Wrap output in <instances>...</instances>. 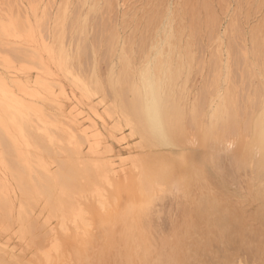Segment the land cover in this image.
<instances>
[{
	"label": "bare ground",
	"instance_id": "6f19581e",
	"mask_svg": "<svg viewBox=\"0 0 264 264\" xmlns=\"http://www.w3.org/2000/svg\"><path fill=\"white\" fill-rule=\"evenodd\" d=\"M211 1L149 0V3L147 0L149 7L144 9L130 39L124 38L118 26L103 18L94 23V34L89 35L93 22L75 11L76 14L69 15L73 29L69 35L71 48L61 45L55 59L63 71L74 75L77 85L83 88L92 86L99 92L107 88L125 112V118L139 128L137 130L147 137L150 145L182 146L187 142L184 135L190 125L199 123L195 124L204 103H201L200 99L204 100L201 95L206 90L204 87L201 98L185 112L186 106L182 103L184 90H177L178 79L184 72L183 67L187 66V61L186 64L182 61L189 60L194 54L191 42L183 41L174 19L180 13L178 8L188 7L184 9L193 17L188 26L191 34L203 25L213 31L215 21ZM246 2L264 7V0ZM102 9L97 2L89 8L93 14ZM59 12L57 24H61V28L55 29L53 36L62 44L66 36L64 21L68 17L65 9L60 8ZM180 17L183 18L182 13ZM25 25L18 21L0 22L1 35L18 37L23 34L31 40V26ZM251 41L254 55H264V21L252 30ZM98 45L106 46L105 57L118 54L121 58L119 75L115 80H105L103 85L94 71L89 75L86 73L87 67L81 61L89 60L95 69V60H92ZM24 48L14 45V49H10L11 57L18 62L33 58L42 65L38 53ZM47 50L51 56L54 54L51 48ZM238 50L234 47L233 55L245 54ZM129 55H150L137 68L136 77L132 75L135 66L132 67ZM4 60L11 61L8 57ZM10 75L0 72V146L3 149L0 159L9 165V173L29 201H23L26 205L17 204L7 195L5 184L0 182V223L7 217L15 221L23 235L28 237L30 247L15 250L8 242L0 241L4 249L0 264H264V215L260 225L254 227L249 219L253 212L249 213L251 217L248 219L243 215L249 206L245 209L242 203L246 204V199L251 202V198L248 201L250 194L246 196L248 198L244 196L245 200L241 199V195L246 194L242 192L251 193L252 200L259 202L264 213V114L255 123L251 143L252 150L258 149L257 154L263 157L256 161L252 159L250 163L237 159L229 148L214 147L212 143L213 152L190 163L184 153L182 157L153 154L146 160L136 156L130 158L132 164L129 167L132 171L139 170L145 197L126 199V203L123 202L114 212L109 208L106 191L107 185H113L119 169L91 143L84 127L85 113L81 112L80 105L75 99L70 105L64 103L70 93L67 94L54 76L37 82L44 86L47 94H53L52 88L60 86L57 97H40L30 91L29 80L25 82L19 75ZM26 95H35L40 101ZM51 109H56L58 114L51 113ZM210 116L211 123L202 131L198 129V142H214V133L220 138L229 134L239 116L235 101L227 97L222 99L221 104L213 107ZM153 124L158 135L150 131ZM19 143L32 150L19 151ZM178 159L188 163L181 175L175 171ZM52 163L57 168L52 169ZM36 197L44 202L37 215L32 213L33 207L39 205ZM109 209L114 213L109 214ZM98 216L99 220H95ZM53 219L56 223L52 222ZM69 238H75L80 246H72L68 243Z\"/></svg>",
	"mask_w": 264,
	"mask_h": 264
},
{
	"label": "rangeland",
	"instance_id": "374dc122",
	"mask_svg": "<svg viewBox=\"0 0 264 264\" xmlns=\"http://www.w3.org/2000/svg\"><path fill=\"white\" fill-rule=\"evenodd\" d=\"M174 1L182 2V0ZM246 1L247 0H212L211 14H213V19L215 21V27L213 28V31L212 29L210 30L208 27L203 25L202 27H199L197 32L192 34L190 33L188 26L191 24L193 17L189 15V10L185 12V9L188 7L183 6L177 9V11L180 13H178L174 19V24L176 27H180L181 30L179 29V32L183 41L191 42L192 51L194 54L192 57L190 56L189 60L186 58L184 61H182L185 64L187 61V69L186 67H183L184 72H186L184 74L182 71V74L178 79L179 83L177 90H184L182 92V103H184V107L186 106L185 112L186 110L189 111L192 107L191 105L195 103L196 100L201 98L200 93H202L204 87V91L206 90L203 95H201L203 96L204 100L202 98L200 99L202 101H200L201 103L204 102L202 104L204 108H201L202 112H200V114L197 116L198 120H196L195 123L197 124V122H199V125H190L189 130H187V134L184 135L185 138H187V142L186 144H182V146L174 145L165 147V145L161 144L150 145L147 141V137L141 133L140 130H137L139 128L135 126L130 120L125 118V112L116 104L114 99L110 96V92L107 88L104 90L101 87L102 90L99 92L92 86L83 88L77 85L75 83L74 75L63 71L58 66V63L55 59V54L61 45H64L66 48H71L72 42L70 41L69 35L73 32V29L71 28L72 21L70 20V16L72 14H76L75 11H77L82 16H88V21L90 23L91 21L93 22L92 26L90 27L89 35L92 36L94 34V23L103 18L108 23L118 26L122 36L124 38L130 39L133 30L136 27V23H140L139 19L142 17L144 9H148L147 6L149 7V0L148 2L147 0H0V22L7 23L18 21L21 23V25L26 24V27L30 25V29L33 33V39L28 40L23 34H20L18 37H12L10 35L4 36L6 35L5 33H3L4 35H1L0 32V43L3 42L2 45L0 44V72L7 76L10 74H13L14 76L19 75L25 79V82L29 80L31 83H29V86L31 87L30 91H32L35 95L38 94L40 97H44L45 95L47 97H50L49 95H51V97H57L60 91V86L52 88L54 91L53 94H47V90L42 88L44 86L37 82L38 80H48L47 78H49V76L50 78L54 76L53 78H57V80L60 81V84L65 89V91H68L67 94L70 93L69 96L71 98L68 96L67 100H70L71 102L68 101V103L67 100H65L64 103L66 102L67 105H70L75 101L78 106L80 105L79 107L81 112L84 111L83 114L85 113L84 127H86L85 129L90 136L92 141L91 143L95 144V147L99 149L100 152H103V154L106 155L108 159H112L115 166L119 169V172H117V175L112 181L113 185H107V189L109 191H106L110 199L109 208H113L112 210L115 212L123 202L126 203V199L137 200V198L145 197L143 196L144 194L141 190L142 183L139 170L132 171V169H130L131 167H129L130 164H132L130 161V158L132 157H142L146 160L147 158L152 157L153 154H172L174 157H180L184 153V155H186L185 157L188 158L186 161L190 163L194 159L199 161L200 157L207 155V153L213 152L211 150L212 147H210V143H212L214 147L223 146L229 148L231 153H233L237 159L242 162L250 163L252 159L256 161L259 160L260 157H263L261 154H257L258 149H256V152L255 150H252L251 147V143H253L255 136V123L258 121L259 117L261 118L264 114V55H254L253 50H251V34L252 30L258 27V24L261 25V22L264 21V7L254 6L253 3L248 4ZM94 2H97L103 8L98 14H93L89 10L90 6ZM60 8L65 9L66 15L68 17V20L64 21L66 36L63 39L62 44H59L60 41L55 39L53 36L54 30H59L61 28V24H57V14L60 13ZM181 13L183 14V18H179ZM207 17L208 16L206 15V18ZM19 31L22 33L21 30ZM259 34L262 36V33ZM14 45L15 47L19 48L22 45V48L25 47L24 49L28 50V52L35 51L38 53L42 65H46L47 68L46 66L43 68L40 62L33 58H26L27 61L24 60L23 62L20 60L19 62L14 60L10 53V49H14ZM135 46L137 47L136 44ZM105 47L98 45V51L93 55L92 62L95 60V62H93L96 65H94L95 69H92L91 64L88 62L89 60H81L87 67L86 73L89 75L91 71H94L96 75H98V78H96L98 80L100 79L99 82H101L102 85L105 83V80H115L119 75L121 67L120 55L111 54L106 55L105 57ZM234 47H237V49L239 48V53L245 54L233 55ZM49 48H51L54 52L52 56L47 50ZM216 52L218 55H214ZM69 53L71 52L69 51ZM129 56L132 62V67L135 66L132 68L134 71L132 75L136 77L139 71L137 68H139V66L143 64L146 58H149L150 55ZM133 56L136 57L133 58ZM216 56H218V58H216ZM4 57H8L11 59V61L7 63L4 60ZM214 60L217 61L215 64ZM8 67L9 69H7ZM19 69L24 70L21 72ZM48 71L50 72L48 73ZM52 73L53 75H51ZM84 78L85 81L88 82L86 75ZM37 84L38 87L35 86ZM184 94L185 97L183 96ZM35 95H33V97L35 99H39L40 101V98ZM26 96L27 98L34 100L32 96ZM226 97L233 99V101L236 103L239 115L237 117L236 123L230 129L229 134L227 133L224 138H220L218 133H214L212 135V140H215L220 145L214 143L215 141H211L209 144L198 142L196 135H199L200 131H202V128L207 127L208 124L211 123L210 121L212 120V117L210 115L212 113L213 107L221 104L222 99H226ZM52 111L58 114L56 109H51V113H53ZM248 114L251 115V117ZM1 148L2 147L0 146V151L3 152V149ZM17 148L21 152L25 151L26 149L27 150L25 152L32 150L31 148L24 146L23 143H19ZM85 148H88L87 145H85ZM1 152L0 158L2 157ZM3 161L0 159V182L5 184V188L8 189L7 195L9 198H11V200L13 199L17 204L22 202L24 205H26V203L23 201L28 202L29 200L17 187L14 178L9 173V165ZM181 161L179 162L178 159V162L176 161L175 163V166H177L175 171H178L177 173H180V175L183 174V172L188 168V163ZM120 166H123V169ZM50 167L55 169V167L57 168V165L52 163L50 164ZM148 176L150 177V173ZM151 181L152 180H150V182ZM158 184L160 183H156V185ZM242 193L245 194L241 195L243 196L241 198L242 200H245V197L249 196L250 194L249 198H246H248V201H250L251 198V202H249L250 204L254 203L251 206L247 202V199L245 202L246 204L242 203V205L245 206V209L249 206V210L247 209L243 211L244 217L246 216V219H248V216H250L249 213L252 211V217L250 216L251 218H249L251 219L252 225H260V220L264 213L261 212L259 202L252 200L253 196H251V193L247 191ZM120 196L122 198H120ZM36 198L39 205H37L38 207L34 206V209H32V213L35 215L40 212L44 203L40 197ZM113 211H111L109 214H113ZM257 213L259 214L260 219L258 218ZM254 215H256V217ZM99 217L100 216H98L95 220H97ZM256 218L259 219L256 220L257 222L255 221ZM4 220H1L2 222L0 223V241L8 242L11 247L15 248V250H21L23 247H30L28 244V237L26 238V236L23 235L21 230H19L20 227L15 223V221H10L8 217ZM52 222L56 223V220L53 219ZM255 222L258 224H255ZM68 243H70L72 246H80V243H78L75 238H69ZM72 250L71 252L73 253ZM0 254H4V249H2L1 246Z\"/></svg>",
	"mask_w": 264,
	"mask_h": 264
},
{
	"label": "clouds",
	"instance_id": "9594fccd",
	"mask_svg": "<svg viewBox=\"0 0 264 264\" xmlns=\"http://www.w3.org/2000/svg\"><path fill=\"white\" fill-rule=\"evenodd\" d=\"M150 131L152 132L153 135H158V130L154 124L150 125Z\"/></svg>",
	"mask_w": 264,
	"mask_h": 264
}]
</instances>
